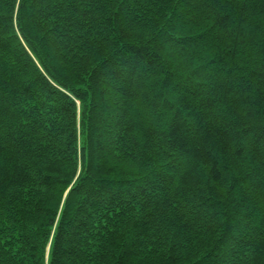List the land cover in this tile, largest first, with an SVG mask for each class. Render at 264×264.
<instances>
[{
  "label": "trees",
  "instance_id": "1",
  "mask_svg": "<svg viewBox=\"0 0 264 264\" xmlns=\"http://www.w3.org/2000/svg\"><path fill=\"white\" fill-rule=\"evenodd\" d=\"M0 264H264V0H0Z\"/></svg>",
  "mask_w": 264,
  "mask_h": 264
}]
</instances>
